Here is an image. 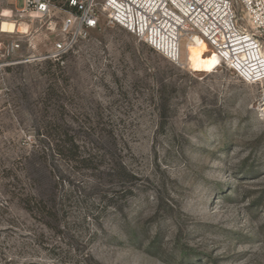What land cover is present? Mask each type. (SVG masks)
Instances as JSON below:
<instances>
[{"label":"rangeland","instance_id":"obj_1","mask_svg":"<svg viewBox=\"0 0 264 264\" xmlns=\"http://www.w3.org/2000/svg\"><path fill=\"white\" fill-rule=\"evenodd\" d=\"M0 13V264H264V81L115 26L53 63L58 19Z\"/></svg>","mask_w":264,"mask_h":264},{"label":"built area","instance_id":"obj_2","mask_svg":"<svg viewBox=\"0 0 264 264\" xmlns=\"http://www.w3.org/2000/svg\"><path fill=\"white\" fill-rule=\"evenodd\" d=\"M16 2L0 0V11L10 7L24 19L49 24L58 19L57 39L44 56L53 63L63 64L102 26H115L173 64L181 65L187 44L204 43L244 82L264 81V49L252 32L264 34V0H21V9ZM6 34L0 29V37ZM19 51L18 42L0 40V75L17 63ZM5 91L0 79V97Z\"/></svg>","mask_w":264,"mask_h":264},{"label":"bare ground","instance_id":"obj_3","mask_svg":"<svg viewBox=\"0 0 264 264\" xmlns=\"http://www.w3.org/2000/svg\"><path fill=\"white\" fill-rule=\"evenodd\" d=\"M6 20V19H4ZM2 20L0 24L1 32L3 33H25L26 31H19L16 26L10 22ZM10 21V20H7ZM12 22V21H11ZM264 57V53H261ZM219 58L210 53L204 43L202 44H187L185 64L190 67L193 72L209 73L219 66Z\"/></svg>","mask_w":264,"mask_h":264}]
</instances>
